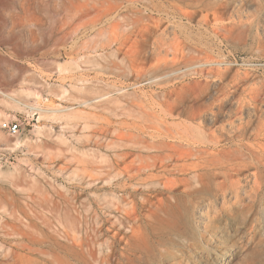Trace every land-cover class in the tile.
<instances>
[{
    "label": "rangeland",
    "instance_id": "1",
    "mask_svg": "<svg viewBox=\"0 0 264 264\" xmlns=\"http://www.w3.org/2000/svg\"><path fill=\"white\" fill-rule=\"evenodd\" d=\"M32 115L0 264H264V0H0V122Z\"/></svg>",
    "mask_w": 264,
    "mask_h": 264
},
{
    "label": "built area",
    "instance_id": "2",
    "mask_svg": "<svg viewBox=\"0 0 264 264\" xmlns=\"http://www.w3.org/2000/svg\"><path fill=\"white\" fill-rule=\"evenodd\" d=\"M33 120V115L28 120L25 117H13L12 119L2 120L0 122V126L2 129L6 130L10 135H16L24 132L26 130L27 125H29V121Z\"/></svg>",
    "mask_w": 264,
    "mask_h": 264
},
{
    "label": "bare ground",
    "instance_id": "3",
    "mask_svg": "<svg viewBox=\"0 0 264 264\" xmlns=\"http://www.w3.org/2000/svg\"><path fill=\"white\" fill-rule=\"evenodd\" d=\"M135 1V0H134ZM129 2V1H128ZM132 2V1H131ZM149 9V8H148ZM151 9V8H150ZM162 11V10H161ZM164 11V10H163ZM152 12V11H151ZM160 12V11H158ZM166 12V11H165ZM161 13V12H160ZM167 14V13H166ZM169 14V13H168ZM174 14V13H173ZM173 16V15H172ZM181 16V15H180ZM171 17V16H170ZM168 18V17H167ZM185 19V18H184ZM127 177V176H126Z\"/></svg>",
    "mask_w": 264,
    "mask_h": 264
}]
</instances>
